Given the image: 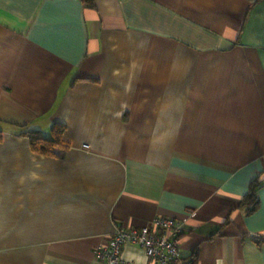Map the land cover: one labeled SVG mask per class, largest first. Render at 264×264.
Segmentation results:
<instances>
[{
	"label": "crops",
	"instance_id": "1",
	"mask_svg": "<svg viewBox=\"0 0 264 264\" xmlns=\"http://www.w3.org/2000/svg\"><path fill=\"white\" fill-rule=\"evenodd\" d=\"M54 126L60 158L20 135ZM0 130V264H105L158 217L184 260L264 264V0H0Z\"/></svg>",
	"mask_w": 264,
	"mask_h": 264
},
{
	"label": "built area",
	"instance_id": "2",
	"mask_svg": "<svg viewBox=\"0 0 264 264\" xmlns=\"http://www.w3.org/2000/svg\"><path fill=\"white\" fill-rule=\"evenodd\" d=\"M85 148H88L87 146ZM173 218L158 217L151 225L141 228L120 227L115 229L108 243L96 250L97 260L105 264H134L125 261L120 254L125 245H137L145 250L146 264H193L179 253L183 229Z\"/></svg>",
	"mask_w": 264,
	"mask_h": 264
},
{
	"label": "trees",
	"instance_id": "3",
	"mask_svg": "<svg viewBox=\"0 0 264 264\" xmlns=\"http://www.w3.org/2000/svg\"><path fill=\"white\" fill-rule=\"evenodd\" d=\"M89 4L90 0H82ZM64 129L60 126H54L51 136H45L37 131H25L20 135H26L31 140L33 150L41 155L60 158L70 150V144L63 139ZM3 132L0 130V140ZM264 186V176L255 180L250 188V191L242 200V206L247 208V213H253L259 208V190ZM193 264H196V259H192Z\"/></svg>",
	"mask_w": 264,
	"mask_h": 264
}]
</instances>
